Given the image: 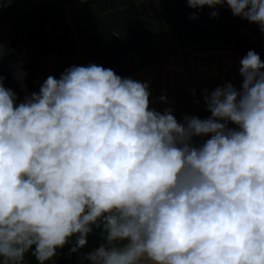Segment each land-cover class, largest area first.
Returning <instances> with one entry per match:
<instances>
[{"label": "clouds", "instance_id": "obj_1", "mask_svg": "<svg viewBox=\"0 0 264 264\" xmlns=\"http://www.w3.org/2000/svg\"><path fill=\"white\" fill-rule=\"evenodd\" d=\"M13 2L0 0V12ZM184 2L196 10L189 19L226 6L264 34V0ZM14 55L0 35V264H23L28 252L46 264L70 242L69 253L84 248L94 229L104 242L83 254L88 264H264V60L255 50L239 60V88L203 90L208 117L180 120L151 106L148 81L94 63L28 91ZM6 57L22 96L5 86Z\"/></svg>", "mask_w": 264, "mask_h": 264}, {"label": "trees", "instance_id": "obj_2", "mask_svg": "<svg viewBox=\"0 0 264 264\" xmlns=\"http://www.w3.org/2000/svg\"><path fill=\"white\" fill-rule=\"evenodd\" d=\"M75 1L15 0L0 12V35L15 50L13 59H22L18 54L20 46L32 50V57L22 59L23 68L28 73L24 81L28 91H38L49 75L59 78L65 68L75 65L72 48L76 41L72 29L90 57H95L104 66L129 65L130 71L155 64L156 40L164 41L168 34L176 43L175 50L187 46L201 50L231 48L241 51L243 56L248 50H255L264 60V34L256 24L234 17L226 6L216 9L219 12L216 18L209 15L212 9L204 7L199 11L198 19H189V13L196 10L189 8L184 0H160L162 10L152 14L147 13L139 0H85L78 7H71L72 23L69 24L64 4ZM47 55L65 56L68 61L64 62L65 68L57 66L54 72L45 74L38 82L35 70L39 67V71ZM115 73L120 76L126 74L121 71ZM3 74L5 85L9 84L22 96L19 83L10 74L7 57ZM173 114L178 120L183 116L177 110ZM192 115L203 119L210 113L204 106ZM87 239V245L78 252L69 253L71 242L58 249L57 255L46 264H73L78 257L82 258L84 253L104 242L99 229H94ZM23 264H37L31 252L25 254Z\"/></svg>", "mask_w": 264, "mask_h": 264}, {"label": "rangeland", "instance_id": "obj_3", "mask_svg": "<svg viewBox=\"0 0 264 264\" xmlns=\"http://www.w3.org/2000/svg\"><path fill=\"white\" fill-rule=\"evenodd\" d=\"M139 1L145 5V9L149 14L162 10L160 0ZM81 3V0H77L74 3L64 4L69 24L72 23L71 7H78ZM4 32L2 31V33ZM72 32L76 41L74 48H72L73 63L85 66L94 63L104 66L95 57L89 56L83 44L75 35L74 29H72ZM165 38L164 41L162 39L156 40L158 47L157 62L149 67L137 71H130L129 65H105L104 67L111 68L115 72H126L122 77L130 76L139 81H148L152 107L160 111H163L166 107H172L183 115H192L205 106L202 99L204 89H208L210 92L225 81H230L239 88L242 82V78L238 74L239 60L243 57L241 51L231 48L201 50L192 46L175 50L176 43L174 39L169 34ZM4 43L7 44V41H4ZM18 54L20 58L28 59L30 56L32 57V50L27 46H20ZM65 61H68V57L47 55L39 69L42 72H39L37 69L39 67H36L37 81L40 82L45 74L54 72L57 66L65 68ZM5 86L11 88L9 84ZM193 89H195V95H193ZM162 94L167 96V103L159 101L158 98ZM197 100L200 101L199 104L196 103ZM84 262L78 257L73 264H84Z\"/></svg>", "mask_w": 264, "mask_h": 264}]
</instances>
